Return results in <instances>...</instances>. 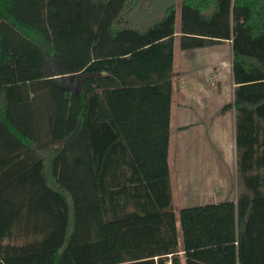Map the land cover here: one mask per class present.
Listing matches in <instances>:
<instances>
[{"label":"trees","instance_id":"obj_1","mask_svg":"<svg viewBox=\"0 0 264 264\" xmlns=\"http://www.w3.org/2000/svg\"><path fill=\"white\" fill-rule=\"evenodd\" d=\"M150 1L0 0V264H264V0L122 25ZM178 7L182 50L232 47L236 180L175 212Z\"/></svg>","mask_w":264,"mask_h":264},{"label":"crops","instance_id":"obj_2","mask_svg":"<svg viewBox=\"0 0 264 264\" xmlns=\"http://www.w3.org/2000/svg\"><path fill=\"white\" fill-rule=\"evenodd\" d=\"M150 2L153 4L152 6L147 5L134 11L126 22L122 21V25L143 30L157 21L164 10L163 2L161 0H151ZM179 21L178 7L171 74L172 93L168 144L170 183L172 180L170 155L174 157L175 163L178 165L211 164L210 161L215 159L216 149L219 147L216 137H221V133H226L227 138L222 139V141L227 142V139L230 141L232 138L235 153L234 177L233 182H230V188L223 183L217 191L216 179L213 174L208 172L209 169L198 176V180L202 181L201 186L196 188L190 186L191 190L202 191L201 194L208 195L207 197L225 199L235 195L232 187L236 180L234 111L219 113L223 106L233 102L235 85L233 83L232 47L229 42H225L200 49L182 50L180 48ZM229 135L231 136L228 137ZM195 150H198L196 155L206 152V156H196ZM190 154L192 157L189 156ZM210 154L214 158L209 157ZM199 158H204L203 162H200ZM223 159L226 160L227 158L224 156ZM180 188L183 191L189 189L187 185ZM210 203L217 202L207 201L202 204L198 203V205Z\"/></svg>","mask_w":264,"mask_h":264},{"label":"rangeland","instance_id":"obj_3","mask_svg":"<svg viewBox=\"0 0 264 264\" xmlns=\"http://www.w3.org/2000/svg\"><path fill=\"white\" fill-rule=\"evenodd\" d=\"M179 3L180 0H176V3ZM177 3V4H178ZM232 132V130H231ZM222 136H217V145L219 146L216 149L215 153V159L211 160V164L208 165H178L175 163L174 157L170 155L171 158V185L173 189V206L175 212L180 210L181 208L185 207H192L197 206L198 203L202 204L207 201H215L220 202L221 200H224L222 197H215L212 198L207 197L208 195H202V191H198L197 189H190V186H194L196 188L197 186H201L202 181L198 180V176L202 175L209 169L208 172L210 174H213V176L216 179V190L218 191V188L223 183L227 185L228 188H230V182H233L234 177V160H235V153L232 143V138L227 139V142H223L222 139H226V133H221ZM229 135L228 137H230ZM221 146V147H220ZM221 148V149H220ZM223 150V151H222ZM171 154V153H170ZM198 154V150H195V155ZM192 157V155H189ZM196 156H206V152H203ZM224 156L227 158L226 160L223 159ZM209 157H212L211 154ZM212 157V158H214ZM203 159L199 158L200 162H203ZM225 160V161H224ZM188 168V170H186ZM179 171V172H178ZM199 173V174H198ZM187 185L189 187L188 190H182L180 187ZM184 195V196H183ZM202 196V197H201ZM183 264V261H182Z\"/></svg>","mask_w":264,"mask_h":264},{"label":"water","instance_id":"obj_4","mask_svg":"<svg viewBox=\"0 0 264 264\" xmlns=\"http://www.w3.org/2000/svg\"><path fill=\"white\" fill-rule=\"evenodd\" d=\"M232 70H233V61H232ZM101 75H105V73H90V74H84L81 75V78L84 79H89V78H97Z\"/></svg>","mask_w":264,"mask_h":264}]
</instances>
